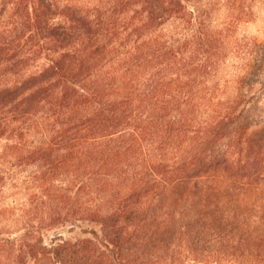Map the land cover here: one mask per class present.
Here are the masks:
<instances>
[{
  "label": "trees",
  "instance_id": "1",
  "mask_svg": "<svg viewBox=\"0 0 264 264\" xmlns=\"http://www.w3.org/2000/svg\"><path fill=\"white\" fill-rule=\"evenodd\" d=\"M263 4L0 0V264L219 258L264 224Z\"/></svg>",
  "mask_w": 264,
  "mask_h": 264
},
{
  "label": "rangeland",
  "instance_id": "2",
  "mask_svg": "<svg viewBox=\"0 0 264 264\" xmlns=\"http://www.w3.org/2000/svg\"><path fill=\"white\" fill-rule=\"evenodd\" d=\"M251 23L245 25L239 32L244 42L251 43V73H256L258 77L264 80V4ZM259 44V45H256ZM231 63L233 67H227L228 70L238 72L244 67L243 61L236 59ZM257 79V78H256ZM262 104L264 105V92L262 94ZM261 104V105H262ZM261 106L260 113H264V106ZM245 229L235 231L229 237H243V242H226L223 245L212 246L213 250L219 251V258L209 259L205 255L194 256L193 254H182L178 252L175 257L167 259L170 264H264V224L244 226ZM100 232V227L96 224L80 223L78 225H68L57 228L45 236L46 242L51 239L60 238L65 240L93 239L92 231ZM260 239L262 241L260 242ZM209 250L203 247L200 253ZM206 253V252H204ZM156 261V260H155ZM153 261L150 264H159Z\"/></svg>",
  "mask_w": 264,
  "mask_h": 264
}]
</instances>
